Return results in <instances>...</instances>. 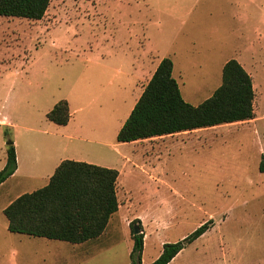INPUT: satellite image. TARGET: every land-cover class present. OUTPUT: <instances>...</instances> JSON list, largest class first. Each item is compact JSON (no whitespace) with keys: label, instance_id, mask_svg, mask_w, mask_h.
I'll use <instances>...</instances> for the list:
<instances>
[{"label":"rangeland","instance_id":"1","mask_svg":"<svg viewBox=\"0 0 264 264\" xmlns=\"http://www.w3.org/2000/svg\"><path fill=\"white\" fill-rule=\"evenodd\" d=\"M163 58L193 106L236 60L253 78L254 119L200 134L213 139L198 151L181 139L118 146ZM60 100L66 126L46 118ZM11 143L18 157L0 187V264H132L134 225L150 264L207 221L169 264H264V0H51L40 21L0 17V171ZM132 153L139 185L117 180L118 210L98 239L71 245L8 232L3 209L45 187L61 158L117 165ZM148 172L167 188L147 184Z\"/></svg>","mask_w":264,"mask_h":264},{"label":"trees","instance_id":"2","mask_svg":"<svg viewBox=\"0 0 264 264\" xmlns=\"http://www.w3.org/2000/svg\"><path fill=\"white\" fill-rule=\"evenodd\" d=\"M51 0H0V17L40 21ZM173 63L163 58L117 133V143H132L177 133L247 122L254 119L253 78L236 61L222 68L221 84L205 101L193 106L184 101L172 77ZM57 126L70 119L68 102L58 101L46 114ZM16 170L12 143L0 171V185ZM259 171L264 172L263 162ZM114 169L72 160L62 161L48 184L23 194L3 209L10 233L79 245L98 239L118 210ZM211 221L174 243L162 246L150 264H169L184 248L204 235ZM133 234V227H132ZM132 264H143V236H132Z\"/></svg>","mask_w":264,"mask_h":264},{"label":"crops","instance_id":"3","mask_svg":"<svg viewBox=\"0 0 264 264\" xmlns=\"http://www.w3.org/2000/svg\"><path fill=\"white\" fill-rule=\"evenodd\" d=\"M227 62V61H226ZM225 62V63H226ZM224 63V64H225ZM240 64V63H239ZM241 65V64H240ZM158 66V65H157ZM156 66V68H157ZM224 66V65H223ZM242 66V65H241ZM243 67V66H242ZM156 68H154L156 70ZM223 68V67H222ZM143 69H144V66L142 64L141 68H140V71H141V75L143 73ZM154 70V71H155ZM246 71V70H245ZM247 72V71H246ZM154 73V72H153ZM248 73V72H247ZM250 75V73H248ZM151 78V77H150ZM149 81V80H148ZM144 87L142 88V91H143ZM254 89V87H253ZM141 91V93H142ZM140 93V95H141ZM139 95V97H140ZM138 97V98H139ZM138 100V99H137ZM67 101V100H66ZM68 107H69V104H68ZM53 108V107H52ZM69 114H70V118H71V113H70V110H69ZM130 114V113H129ZM70 121V119H69ZM252 120L250 121H247V122H251ZM247 122H239V123H233V124H243V123H247ZM69 123V122H68ZM232 124V125H233ZM123 125V124H122ZM121 125V127H122ZM228 125V127L231 125V124H224V126ZM221 126V125H220ZM119 127V128H121ZM221 127L219 126H216V127H211V128H205V129H198V130H194V131H188V132H182V133H177V134H174V135H167V136H162V137H156V138H151V139H147V140H143V141H136V142H132L134 145L136 144H140L142 142H150V141H159L161 142L162 144H165V143H173L172 140L175 139V141H177L178 139H181V141H186V142H193L194 143V147H193V150L194 151H198V150H201V149H206V148H210L211 147V140L213 138H209V140L206 138V137H203V136H199L200 134H203L204 132H213L215 131L216 129H220ZM120 130V129H119ZM204 138V142H201L200 140H202ZM208 140L205 142V140ZM196 141H198V144H196ZM124 145V143H118V146H122ZM164 147V146H163ZM165 149V148H164ZM170 149V147H169ZM180 150V149H178ZM167 151V150H166ZM116 152H118L116 150ZM168 154V153H166ZM165 154V156H166ZM16 157H18V155L16 154ZM101 162L103 163H97L96 166L98 165L99 167H103V168H108V169H114L116 171H118L119 173V176H118V181H119V178L120 177H125V176H128L129 178H132L134 180V183H137V185H139V180L141 178V171H143V169H141V167H139L136 162L139 161L135 154L132 153V155H127V157H123L121 158V160L117 161V165H114L113 163V160L112 159H105V158H98ZM64 160H68V159H63L61 158L58 163H56V167L55 169L57 168V166ZM162 160V158H161ZM77 162H82V161H77ZM88 164H90V162H88ZM140 168V170H139ZM55 171V170H54ZM54 173V172H53ZM159 173H163L161 170ZM164 174V173H163ZM151 175L152 173L151 172H148L146 174L147 178L145 179V182L147 184H150V185H153L154 187L156 188H167V183L164 182L162 179L160 180V182H157L153 179H151ZM52 176V175H51ZM150 177V178H148ZM50 179V178H49ZM3 184V183H2ZM2 184L0 185V187L2 186ZM135 185V186H137ZM86 243V242H85ZM80 245V244H79Z\"/></svg>","mask_w":264,"mask_h":264},{"label":"water","instance_id":"4","mask_svg":"<svg viewBox=\"0 0 264 264\" xmlns=\"http://www.w3.org/2000/svg\"><path fill=\"white\" fill-rule=\"evenodd\" d=\"M140 233V231H139V229H138V226L137 225H134L133 226V234L134 235H137V234H139Z\"/></svg>","mask_w":264,"mask_h":264}]
</instances>
